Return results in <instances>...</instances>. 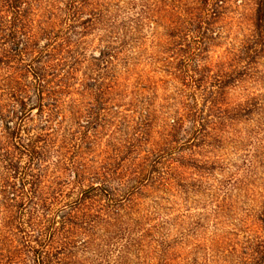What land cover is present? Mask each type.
<instances>
[{
  "label": "rangeland",
  "instance_id": "rangeland-1",
  "mask_svg": "<svg viewBox=\"0 0 264 264\" xmlns=\"http://www.w3.org/2000/svg\"><path fill=\"white\" fill-rule=\"evenodd\" d=\"M94 8L106 18L82 34L77 17H89ZM255 11L254 0H95L84 6L77 0H0V148L16 160L20 145L42 147L44 158L35 173L42 171L44 192L46 187L49 192L77 194L69 185L75 172L68 167L77 163V146L86 136L91 149L83 161L123 160V175L130 177L149 151L156 153L164 146L166 118L173 119L181 103H187L180 80L161 62L174 61L172 55L162 54L158 47L171 22L176 17H214L208 28L219 40L207 54L210 66L227 61L229 51L250 35ZM140 17H155L157 24ZM136 21L143 25L140 32L134 30ZM133 38L138 43L119 49L114 64L120 84L110 90L106 80L103 90L110 92L97 98L93 80L105 72L95 58L106 45L118 48ZM126 58H130L127 66ZM260 62L251 80L227 92V102L236 104L252 94L264 96V59ZM22 101L26 114L18 120ZM148 113L150 127H146ZM255 117L254 121L259 119ZM254 121L228 130L226 137L239 141L236 148L227 143L215 157L195 156L198 161L218 163L210 177L197 176L190 168L178 170L177 181L188 195L173 180L167 188L145 189L124 211V225L102 228L91 238L89 252L74 249L61 255L59 264H88L99 255L95 264H106L102 258L106 254L110 264L119 256L134 259L137 247L130 243L137 244L143 236L141 244L154 251L149 256L155 261L148 264H252L256 240L264 237L256 219L264 201V170L258 163H264V131L260 137L249 135ZM89 122L95 125L89 127ZM19 125L21 130L13 136ZM188 155L185 152L183 157ZM19 164L27 167L28 158L22 157ZM169 167L160 169L167 172ZM6 168L0 156V264H34L25 237L16 231L17 209L2 193L8 183L19 180ZM212 194L220 195L221 201L228 197L229 202L217 210L220 201H212ZM26 220L22 218L25 228ZM125 246L132 250L130 255L124 253Z\"/></svg>",
  "mask_w": 264,
  "mask_h": 264
},
{
  "label": "trees",
  "instance_id": "trees-1",
  "mask_svg": "<svg viewBox=\"0 0 264 264\" xmlns=\"http://www.w3.org/2000/svg\"><path fill=\"white\" fill-rule=\"evenodd\" d=\"M94 1L77 0V5H92ZM254 1L256 11L250 35L244 36L237 48L233 47L229 51L230 58L227 61L211 63L210 66L206 63L209 60L207 54L211 46H215L216 41L219 40L218 35L211 33L208 28L214 17H176V21L171 22L169 31L164 36L166 39L163 41L160 38L161 43L158 47L162 48V54L172 55L171 59L174 61L168 58L161 62L166 64L167 73L173 70L175 78L180 80L186 90L187 103H181L182 108L174 114L173 119L166 118L168 134L164 138V146H161L156 153L149 151L148 157L142 159L137 171L131 173L130 177L123 175V160L114 163L104 161L99 164H95L93 159L83 161L84 154L89 153L91 149L88 147L91 146L90 139L86 136L84 139L80 138L81 142L77 146V163L68 167L75 172L73 181H70L69 185L75 186L77 194L69 196L58 191L49 192L50 188L46 189V187L44 192V189L40 188L42 171L37 175L35 173V167L44 158V149L33 144L16 147L19 159L28 158V166L21 168L19 159L15 160L10 151L0 148L1 161L6 164L7 171L13 173V179H19L8 183L2 193L8 200L9 206L17 209L19 221L16 231L25 237L28 248L34 254V264H59L60 256L74 249L83 254L89 252L91 238L95 233L102 228L124 225L123 219L127 216L124 215V211L137 197L143 195V191L147 188L156 185L167 188L169 182L173 180L178 182L177 186L186 190L185 186L177 181L181 176L177 174L179 169L190 168L197 176L204 174L210 177L211 171L216 169L218 163L208 160L198 161L195 156L209 154L215 157L217 151L224 149L227 143L233 144L236 148L239 141L228 139L226 134L238 123H253L257 116L259 119L254 121V129L249 135L260 137L264 131V96L246 95L236 104L225 99L229 90L238 88L253 78L256 66L264 59V0ZM218 2L220 3L221 0ZM105 18L101 17L98 8H94L89 17H77V26L82 34H86L100 25ZM140 18L157 24L153 19L155 17ZM141 25V21H136L134 30L140 32ZM130 42L138 43L133 38L129 42H123L118 48L106 45L101 50L100 57L95 58L105 72L98 73L97 79L93 80L97 83V98L110 92L103 90L106 80L109 81L110 90L120 84V77L114 72V64L118 61V50L131 46ZM151 59L159 61L155 57ZM129 63L130 58L124 59L125 66ZM25 106L22 101V111L18 120H22L26 114ZM99 110L103 108L100 107ZM145 117L148 119L146 127H150L151 113L146 114ZM92 125L95 124L87 123L89 127ZM20 130L21 125L13 129L12 135H16ZM36 139L41 141V137ZM185 152L189 153L188 157H183ZM258 163L264 170V163L261 161ZM165 165H170L167 172L160 169ZM175 165L178 167L174 169ZM234 184L236 183L232 184L233 187H236ZM201 186L199 184L197 189ZM185 193L188 195L189 191L186 190ZM211 198L212 201L217 199V203L220 201L216 205L217 210H221L224 207L222 205L227 204V200L229 202L228 197L221 201L220 195L212 194ZM25 216L27 220L24 223L27 228L22 222ZM256 219L264 232V201L260 202ZM145 237H150L149 231ZM143 240L144 236L136 242L137 244L130 243L131 248L137 247L134 259L119 256L113 264H148L149 260L155 261L153 256H149L154 251L149 245L146 249L145 245L141 244ZM131 251L125 246L124 253L130 255ZM100 258L99 255L88 264H95ZM102 258L106 264H110L109 255L106 254ZM249 260L252 264H264V237L257 238Z\"/></svg>",
  "mask_w": 264,
  "mask_h": 264
}]
</instances>
